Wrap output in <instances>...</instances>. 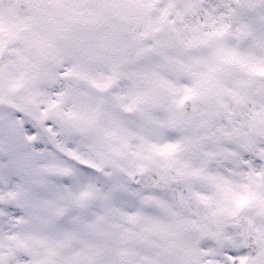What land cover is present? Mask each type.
<instances>
[{
	"label": "flooded vegetation",
	"instance_id": "1",
	"mask_svg": "<svg viewBox=\"0 0 264 264\" xmlns=\"http://www.w3.org/2000/svg\"><path fill=\"white\" fill-rule=\"evenodd\" d=\"M209 2L204 10L200 5L186 10V28L183 20L168 19L163 7L155 11L150 7L128 18L142 20L145 29L161 31L159 38L153 35L155 46L145 48L148 71L164 65L170 74L190 80H184L189 86L184 90L187 95L175 100L181 105L189 97L186 105L194 114L186 128L174 130L171 117L164 118L154 145L106 150L98 158L100 166L89 173L92 183L86 172L80 177L97 190V198L116 204L131 198L132 204L136 200L141 206L145 196L158 198L159 213L172 224L158 236L155 229L146 246L122 247L131 250L125 260L118 251L104 248L101 253L99 247H92L83 253L64 244L74 260L84 264H93L95 258L106 264H243L257 260L254 264H264V256L260 258L264 254V76L259 77L264 74V37L259 38L264 5L251 9L243 0ZM114 13L111 27L118 30L119 12ZM240 26L249 28V38L242 44L237 36ZM229 27L231 34L225 37ZM39 69L37 65L35 71ZM160 100L159 107L173 102L170 93ZM138 128L144 130L145 125ZM132 136V141L138 139ZM100 141L107 145L111 140L96 142ZM69 178L67 173L50 176L52 184ZM183 220L203 229L184 230ZM138 236L135 230L134 238ZM50 248L48 256L53 258L60 246Z\"/></svg>",
	"mask_w": 264,
	"mask_h": 264
},
{
	"label": "rangeland",
	"instance_id": "2",
	"mask_svg": "<svg viewBox=\"0 0 264 264\" xmlns=\"http://www.w3.org/2000/svg\"><path fill=\"white\" fill-rule=\"evenodd\" d=\"M31 1L33 13L28 17L20 16L13 7L3 8L0 4V264H76L73 254L69 255L70 250L58 248L60 250L55 251L52 259L45 253L50 233L53 231L50 227L56 230L53 232L58 235H66L69 230L58 221L57 203L52 200L53 194L50 191L52 180L43 178L35 168L44 162L55 164L61 170L70 168L72 171L73 167L60 160V157L66 155V150L70 151L71 159L82 170L84 159L95 160L90 157V152L81 154L80 143H85L83 146L90 150L92 143L98 141V137L104 136L98 132L101 124L90 120L86 125H80L78 117L81 118L82 114L78 112V116L71 120L73 110L67 111V106L84 105L96 112L100 105H108L100 96L114 101L112 105H116L119 100L123 103L119 105H131L128 89L134 92V87L131 86L132 77H129L131 72L127 60H130L135 52L134 43L143 54L146 47L155 46L157 39L153 34L151 36L154 29H145L142 23L136 25L137 29L129 31L124 28L105 30L94 25L100 21L97 16L101 13L115 14V1L120 2V17L129 15L131 9L135 10L137 15L138 11L144 12L145 7L141 0H130L126 4L125 0ZM190 3L191 0H181L180 3L168 0L163 8L167 13L177 12L174 6L188 7ZM108 21L112 22V19ZM90 25L94 27H89ZM260 26L262 33L264 23ZM86 27L91 30L88 35ZM114 32H117L118 36L111 39ZM145 33L148 39L142 41ZM157 35L159 38L160 34ZM7 39H11V48L8 51L4 45L1 47V43L5 44ZM113 43L120 44V50L114 54L119 56L118 58L111 55L113 51H103L111 48ZM35 48L39 52L43 50L47 67L22 78L21 66L23 65L24 70H31V58L36 53ZM25 49L32 54L25 56ZM9 53L14 56L9 57ZM111 56L113 57L110 58ZM169 56L175 58L171 53ZM116 58L123 61H119V68L113 74L97 73V68L107 63H111V67H108L113 69ZM144 64L141 61L132 68L137 84L134 100H139L140 103L138 111L129 113L118 107L115 117H109L103 124L105 127L113 121L126 123V120L130 119H147L158 123L171 117L167 113V105H156L159 95L169 89L175 98H180L182 92H176L171 83L157 84L151 81L147 84ZM55 69L61 70V75H58ZM154 75V80L159 81L157 72ZM177 80L190 82L187 78H176L175 81ZM179 88L184 91L189 86L183 81L179 83ZM105 108L108 113V107ZM80 126L83 129L86 126L88 133ZM118 132L122 134L120 130ZM126 133H130V130ZM63 134H69L71 137L62 136ZM105 136H111L118 148L132 147L129 138L134 136ZM58 160L60 163L56 162ZM78 177L77 174V179ZM92 189L91 186L84 185V180L75 183L74 180L67 179L63 183L60 182L56 190V193L60 194V200H69L65 205L81 206L83 214L86 209H97V216L94 214L82 219V213L74 207L78 220H74L70 229L75 232L77 242L73 241L72 245L67 246L75 247L76 251L84 253L92 247H99L98 251L104 252L105 243L111 239L114 242L106 244L109 248L131 244L122 237L123 231L129 226L139 230L151 223L158 225V233L163 227H168L167 219L159 213L160 209L156 206L158 198L154 199L157 211L155 208L144 209L136 200L132 204L131 198L118 204L108 201L107 198H97L89 206L80 204L77 198L73 200L78 194V197H81ZM29 192L34 193L29 195ZM105 194L104 191V196ZM100 202L102 208L98 213ZM46 222L48 231L44 228ZM163 222L166 226H162ZM169 223L172 224L171 221ZM26 236L34 238H29L35 242L31 246H38V240L43 241L41 244L44 248L36 252L35 257H32L27 249L30 243L25 241ZM66 241L60 236L54 244ZM116 242L118 244L115 245ZM140 242L143 245V242ZM14 247H17V252ZM45 261L47 263H44ZM93 264L106 263L103 259L98 262L95 258Z\"/></svg>",
	"mask_w": 264,
	"mask_h": 264
},
{
	"label": "water",
	"instance_id": "3",
	"mask_svg": "<svg viewBox=\"0 0 264 264\" xmlns=\"http://www.w3.org/2000/svg\"><path fill=\"white\" fill-rule=\"evenodd\" d=\"M3 2H4V3H8L9 0H3ZM19 4H20V3L18 2V6H19ZM21 12H23V13H27L28 10H27V9H23V10H21ZM174 110H175V119H176V121H177V120H180V119H183V112H182V114H180V113L178 112V110H177L176 107H174Z\"/></svg>",
	"mask_w": 264,
	"mask_h": 264
}]
</instances>
